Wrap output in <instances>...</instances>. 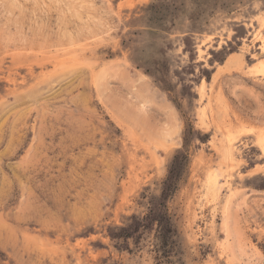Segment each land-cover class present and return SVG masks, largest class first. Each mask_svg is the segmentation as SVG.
<instances>
[{"label":"rangeland","instance_id":"obj_1","mask_svg":"<svg viewBox=\"0 0 264 264\" xmlns=\"http://www.w3.org/2000/svg\"><path fill=\"white\" fill-rule=\"evenodd\" d=\"M0 264H264V0H0Z\"/></svg>","mask_w":264,"mask_h":264},{"label":"trees","instance_id":"obj_2","mask_svg":"<svg viewBox=\"0 0 264 264\" xmlns=\"http://www.w3.org/2000/svg\"><path fill=\"white\" fill-rule=\"evenodd\" d=\"M172 164H173V163H172ZM170 170H171V168H170ZM171 172H172V170L170 171V177H169L168 180H167V182H169V183H168V184H169V186H168L169 189H170V188L172 187V185H173L172 181L170 180V179H172ZM167 182H166V184H167ZM164 230H165V225H163L162 227H160V232H162V231H164Z\"/></svg>","mask_w":264,"mask_h":264}]
</instances>
